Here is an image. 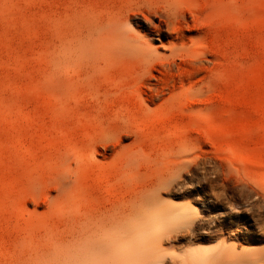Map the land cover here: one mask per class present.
Segmentation results:
<instances>
[{
	"label": "rangeland",
	"instance_id": "1",
	"mask_svg": "<svg viewBox=\"0 0 264 264\" xmlns=\"http://www.w3.org/2000/svg\"><path fill=\"white\" fill-rule=\"evenodd\" d=\"M114 14L157 51L89 71ZM185 204L166 264H264V0H0V264H61Z\"/></svg>",
	"mask_w": 264,
	"mask_h": 264
},
{
	"label": "bare ground",
	"instance_id": "2",
	"mask_svg": "<svg viewBox=\"0 0 264 264\" xmlns=\"http://www.w3.org/2000/svg\"><path fill=\"white\" fill-rule=\"evenodd\" d=\"M169 10H171V8H169ZM91 22L92 25L87 29L89 31L87 32V36H85V41L89 40L88 47L90 52L87 51V45L85 46L87 48L84 47L85 50H82L89 55H86L85 58L83 57V60L77 55L79 58L76 59L77 62L79 59L85 62L89 66L88 70L90 69L91 71L98 73L104 67L107 68L109 66L110 68V63H113L114 57L117 58V61L120 59L116 56L126 53L130 56L133 55V57H135L140 63H147L152 57V54L157 51L154 50L148 52V49H145L149 42H146L144 45L143 43L145 42L142 40L146 37H142V40H140L141 37L138 38L128 31L125 27V22H127L126 18L121 14L112 16L102 22H99L95 16V19ZM81 39H83V37ZM146 39L148 40V38ZM73 52H75V50H73ZM130 56L127 57L132 59ZM73 58L75 59L76 57L74 56ZM104 69L103 71H105ZM70 78H72V76ZM70 80L71 79H69V81ZM73 80L74 79H72L70 83L68 80L67 82L71 84ZM55 81L60 80L57 79ZM164 182L165 181H163V183ZM106 190L111 195L114 192L113 187L111 188V186H107ZM151 192L152 190L148 191L149 195ZM174 207L175 208H173L172 212L169 214H151L147 223L138 229L135 236H77V239L74 241L75 248L70 251L71 253L65 256L64 260L61 261V264H134L150 256V258H155L153 259L155 262L152 264H166L165 257L169 253L166 244H172L176 240H179V237L181 236L157 235L160 233L159 231H162V229L167 230L169 228L168 230H170V232L177 234L179 230L173 229L172 227L175 222L177 223L180 219H183L184 223L193 224L197 218L195 212L189 209V206L186 204L180 206L175 205ZM172 223L174 224L171 225ZM187 253L188 257L183 261V264H199L204 258H206L208 250L192 248L188 250Z\"/></svg>",
	"mask_w": 264,
	"mask_h": 264
}]
</instances>
